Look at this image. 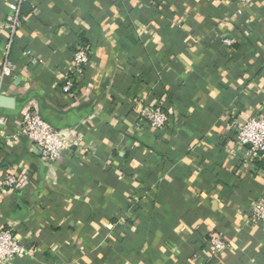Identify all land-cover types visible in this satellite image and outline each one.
Instances as JSON below:
<instances>
[{
	"label": "crops",
	"instance_id": "obj_1",
	"mask_svg": "<svg viewBox=\"0 0 264 264\" xmlns=\"http://www.w3.org/2000/svg\"><path fill=\"white\" fill-rule=\"evenodd\" d=\"M80 44L92 59L70 96ZM6 59L0 229L27 251L11 264H264V222L249 219L264 165L236 142L264 108V0H0ZM156 106L162 128L141 115ZM29 110L82 143L43 163L19 133ZM7 174L26 182L5 188Z\"/></svg>",
	"mask_w": 264,
	"mask_h": 264
},
{
	"label": "built area",
	"instance_id": "obj_2",
	"mask_svg": "<svg viewBox=\"0 0 264 264\" xmlns=\"http://www.w3.org/2000/svg\"><path fill=\"white\" fill-rule=\"evenodd\" d=\"M252 0H242L249 3ZM11 13L7 17L8 27L15 32L21 23L17 2L9 5ZM231 43V40H227ZM9 46V45H8ZM26 54H30L27 51ZM91 49L86 44H80L75 53L66 75L62 91L67 95H73L74 90L85 78L87 67L91 62ZM16 65L6 59L0 68V86L4 77L15 74ZM141 115L143 119L156 128L164 127L169 116L162 107H144ZM19 133L33 144V151L43 163L53 165L67 151L82 143V138L71 134L66 129H57L36 110H29L22 115ZM236 142L245 150L246 157L260 160L264 165V108L257 115L250 116L236 127ZM26 176L7 174L4 179V187L8 189L18 188L24 185ZM252 223L264 222V198L254 199L251 202ZM228 244L222 235L213 233L209 239V250L213 255L221 254ZM27 251L12 228L0 229V264H11L18 256L26 255Z\"/></svg>",
	"mask_w": 264,
	"mask_h": 264
},
{
	"label": "water",
	"instance_id": "obj_3",
	"mask_svg": "<svg viewBox=\"0 0 264 264\" xmlns=\"http://www.w3.org/2000/svg\"><path fill=\"white\" fill-rule=\"evenodd\" d=\"M0 107H15V99L6 96H0Z\"/></svg>",
	"mask_w": 264,
	"mask_h": 264
},
{
	"label": "trees",
	"instance_id": "obj_4",
	"mask_svg": "<svg viewBox=\"0 0 264 264\" xmlns=\"http://www.w3.org/2000/svg\"><path fill=\"white\" fill-rule=\"evenodd\" d=\"M257 161V160H256ZM258 164H262V162L261 161H259V162H257Z\"/></svg>",
	"mask_w": 264,
	"mask_h": 264
}]
</instances>
